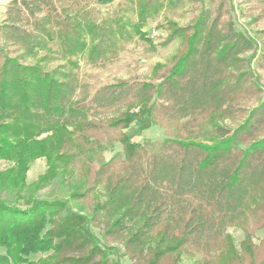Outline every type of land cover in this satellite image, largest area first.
<instances>
[{"label": "trees", "instance_id": "16d2710c", "mask_svg": "<svg viewBox=\"0 0 264 264\" xmlns=\"http://www.w3.org/2000/svg\"><path fill=\"white\" fill-rule=\"evenodd\" d=\"M87 1L6 4L0 19V156L22 161L46 157L50 173L42 182L54 180L62 163L68 165L78 140L89 143L92 138L100 145L107 137L110 146L119 141L122 153L100 171L107 178L108 196L92 216L73 212L69 199H33L25 209L0 201V248L5 250L0 264H123L127 255L150 264L148 252L156 263L162 253L152 254L150 235L160 226L166 251L182 245L216 248L264 187V103L236 129L218 127L211 143L168 138L141 144L123 131L133 123L141 133L222 110L252 78L240 56L257 47L255 39L233 21L225 22L227 0H200L205 5L186 35V52L158 84L120 81L80 98L75 75L48 69L40 53L59 42L74 67L79 61L73 58L80 57L97 64L115 55L120 43L146 38L145 26L165 7V0H119V15L98 20L87 11ZM185 33L174 30L169 41ZM113 111L118 115L99 120ZM120 156V171L107 177ZM92 223L102 232L106 224V235L97 236ZM108 238L121 241L127 252L109 246ZM49 251L53 255L46 261L33 260ZM251 263L264 264V259Z\"/></svg>", "mask_w": 264, "mask_h": 264}, {"label": "rangeland", "instance_id": "374dc122", "mask_svg": "<svg viewBox=\"0 0 264 264\" xmlns=\"http://www.w3.org/2000/svg\"><path fill=\"white\" fill-rule=\"evenodd\" d=\"M118 3L119 0H109L103 3L88 0L85 5L93 19L101 20L119 15ZM227 4L225 22L233 21L237 30L246 31L257 43L253 51L240 56L246 61L243 64L246 70L252 72V78L244 84V89L220 111L166 122L141 133L139 124L133 123L123 131L133 141L141 144L147 141L161 144L168 138H178L211 143L216 138L218 127L236 129L247 120L254 108L264 103V68L261 65L264 56V2L227 0ZM203 5L205 4L200 0H165L164 9L157 17L150 19L145 26L146 38L135 36L131 40L120 43L115 55L97 64L90 63L86 57H80L73 58V61H79V66L74 67L64 58L59 42L50 45L51 51L41 52L39 58L46 56L44 62L50 70L58 68L61 71L72 72L80 86L77 91V97L80 98L85 95L91 96L100 87L120 81H146L158 84L160 78L170 73L186 52V35L190 34L189 31L200 16ZM126 7L131 9L133 6L127 3ZM4 11V7L0 9V19L3 18ZM131 16L136 21L133 13ZM179 29H184L187 33L169 41L174 30ZM248 60L251 61L247 63ZM117 115L116 111L109 112L100 116L99 120L106 121L107 118L110 119ZM47 135L38 137V140ZM106 138L100 139V145L94 143L95 140L92 138L89 143L81 140L75 142L76 146L69 153L72 155V160L68 165L62 163L57 168L58 176L49 181L41 182V179L48 177L50 173L46 157H35L29 161L26 159L22 161L19 157L14 159L0 156V201L25 209L31 203L29 201L33 199L50 201L69 199L73 212H82L92 216L95 207L103 204L108 196L105 169L104 173L100 174L102 166L105 167L116 157V154L122 153L123 150L119 141L113 140L114 143L110 146L109 138L107 142ZM103 145L107 147L102 150ZM122 160L124 158L121 156L117 157L116 166L109 170L107 177L112 179L115 177V174L120 171ZM71 193L76 194L70 199ZM263 197L264 187L251 198L244 210V215L229 227L216 248L201 249L182 245L175 250L166 251L169 246L160 240L166 237L164 226L158 227L150 235L151 250L152 254L157 252L162 254L159 260L153 263L155 256L148 252L146 263L252 264L251 262L258 257L264 259V207L261 199ZM99 215L105 218L104 212ZM103 225L105 231L108 226ZM92 226L95 227L94 232L100 238L106 235L99 226H95L94 223ZM108 239L109 246L116 247L122 253L127 252L121 241ZM0 253H5V250L0 248ZM52 255V251L38 253L33 260L44 262ZM139 259L127 255L123 259V264H138Z\"/></svg>", "mask_w": 264, "mask_h": 264}, {"label": "crops", "instance_id": "0c3cea01", "mask_svg": "<svg viewBox=\"0 0 264 264\" xmlns=\"http://www.w3.org/2000/svg\"><path fill=\"white\" fill-rule=\"evenodd\" d=\"M11 0H0V9L5 8L6 4H8Z\"/></svg>", "mask_w": 264, "mask_h": 264}]
</instances>
